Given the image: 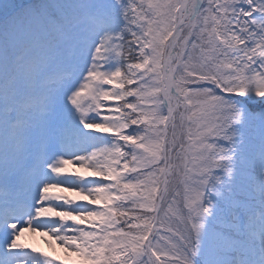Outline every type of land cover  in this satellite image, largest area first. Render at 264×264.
I'll list each match as a JSON object with an SVG mask.
<instances>
[{
	"label": "snow or ice",
	"instance_id": "obj_1",
	"mask_svg": "<svg viewBox=\"0 0 264 264\" xmlns=\"http://www.w3.org/2000/svg\"><path fill=\"white\" fill-rule=\"evenodd\" d=\"M0 264H264V0H0Z\"/></svg>",
	"mask_w": 264,
	"mask_h": 264
},
{
	"label": "rangeland",
	"instance_id": "obj_2",
	"mask_svg": "<svg viewBox=\"0 0 264 264\" xmlns=\"http://www.w3.org/2000/svg\"><path fill=\"white\" fill-rule=\"evenodd\" d=\"M29 240H30V242L36 244L37 246L44 248V250L50 251L54 255H59L62 258H65V253H64V251L62 249H60L55 244H53L51 246L48 245L39 234H36L34 237L30 236Z\"/></svg>",
	"mask_w": 264,
	"mask_h": 264
}]
</instances>
